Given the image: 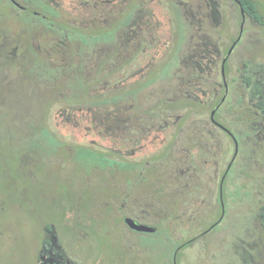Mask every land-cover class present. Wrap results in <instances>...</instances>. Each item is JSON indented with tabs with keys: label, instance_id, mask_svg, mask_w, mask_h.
<instances>
[{
	"label": "rangeland",
	"instance_id": "374dc122",
	"mask_svg": "<svg viewBox=\"0 0 264 264\" xmlns=\"http://www.w3.org/2000/svg\"><path fill=\"white\" fill-rule=\"evenodd\" d=\"M14 11L0 3V36L22 48L0 54V264H36L45 223L97 264H214L211 254L227 256L225 222L188 241L221 208L213 161L223 169L222 156L234 150L223 133L214 142L210 112L223 92L236 8L120 0L123 20L95 25L71 6L60 34ZM161 101L181 103L171 114H145ZM15 119L21 134L8 141ZM232 191L226 184L227 210ZM118 192L128 198L123 210L162 229L126 228L106 202ZM196 208L205 212L200 224Z\"/></svg>",
	"mask_w": 264,
	"mask_h": 264
},
{
	"label": "flooded vegetation",
	"instance_id": "af4514ba",
	"mask_svg": "<svg viewBox=\"0 0 264 264\" xmlns=\"http://www.w3.org/2000/svg\"><path fill=\"white\" fill-rule=\"evenodd\" d=\"M119 1L0 0V3H8L13 7L14 12L22 13L18 16L25 17L26 21H30L32 24L39 21L49 27L57 26V34H60L64 27H67L68 21L65 20V12L71 6L82 8L81 14L85 21L100 25L123 20L121 19L123 16L118 14ZM125 1L130 2L132 6L138 4L142 6L145 0ZM166 1L169 6H179L189 2L197 3L198 6L219 8L226 4L233 6L237 11L236 33L230 36V43L222 59V67L223 63L225 66L224 72L222 70L223 92L213 100L210 112L212 126L210 132L214 137V142L217 141V138L215 139L217 134L223 133L232 140L234 150L227 161H225L224 155L222 156L223 169L219 170V158H215L213 161L217 167L215 174L220 175L218 178V200L221 208L216 213L209 212L207 215L209 224L194 234L188 242H194L200 236L209 233L225 222L224 226L227 224L232 226L227 232L228 240H224L232 250L223 259L220 258L221 260L216 254H211L214 264L219 262L222 264H264V0ZM130 16L127 14L125 19H129ZM101 30L102 28L97 26L90 32H96L95 35H97ZM88 34V37H92L93 33ZM31 41H34V37ZM20 44L17 39L10 41L8 38L0 36V54L15 57L22 49ZM4 46L5 49H3ZM17 125L18 122L15 119L14 125L5 129L4 133L8 135V141L17 140L21 134V128ZM220 143L219 140L217 146ZM214 146L213 143V148H215ZM16 157H22L18 148ZM229 176L230 178L227 180ZM125 183L132 184L130 179H127ZM229 183L233 186L232 193L234 192L235 195L231 198L232 208L227 210L223 189ZM119 184L120 182L114 184L117 186V190H119ZM198 192L199 188L196 185L194 193ZM113 195H106V202L110 206L118 208L126 228L142 233H156L162 229L159 223L130 215L123 210L128 199L124 197V194L118 192L115 194L116 196ZM2 210L1 201L0 214ZM192 216L194 221L200 224V219L205 216V212L196 208L193 210ZM126 217H132L138 223L154 226L156 230L154 232L135 230L126 223ZM41 233L43 239L39 241L36 264H97L95 261H87L82 256V251L62 239L60 230L53 223H45ZM182 244L184 243H181L180 246Z\"/></svg>",
	"mask_w": 264,
	"mask_h": 264
},
{
	"label": "trees",
	"instance_id": "16d2710c",
	"mask_svg": "<svg viewBox=\"0 0 264 264\" xmlns=\"http://www.w3.org/2000/svg\"><path fill=\"white\" fill-rule=\"evenodd\" d=\"M86 41H87V39H86ZM137 84H139V82ZM180 103H181L180 101H174V102H170V103L166 104V103L161 101V102L157 103L156 105L152 106L151 109L145 110V114L149 115L151 118L160 116V115H162V114H164L166 112L171 114V113H173L174 111H176L178 109ZM99 154H101L104 158H108L109 159V157L107 155L102 154V153H99Z\"/></svg>",
	"mask_w": 264,
	"mask_h": 264
},
{
	"label": "water",
	"instance_id": "95a60500",
	"mask_svg": "<svg viewBox=\"0 0 264 264\" xmlns=\"http://www.w3.org/2000/svg\"><path fill=\"white\" fill-rule=\"evenodd\" d=\"M226 59L224 60V62ZM225 66L223 63L222 70L224 72ZM126 223L133 229L138 230V231H143V232H154L156 228L154 226L148 225V224H143V223H138L136 222L132 217H126L125 219Z\"/></svg>",
	"mask_w": 264,
	"mask_h": 264
}]
</instances>
